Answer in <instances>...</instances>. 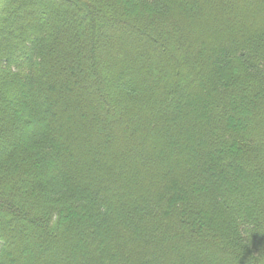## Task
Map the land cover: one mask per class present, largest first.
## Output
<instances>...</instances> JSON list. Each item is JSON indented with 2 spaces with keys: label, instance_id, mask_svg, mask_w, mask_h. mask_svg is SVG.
Here are the masks:
<instances>
[{
  "label": "trees",
  "instance_id": "trees-1",
  "mask_svg": "<svg viewBox=\"0 0 264 264\" xmlns=\"http://www.w3.org/2000/svg\"><path fill=\"white\" fill-rule=\"evenodd\" d=\"M0 264H264V0H0Z\"/></svg>",
  "mask_w": 264,
  "mask_h": 264
}]
</instances>
